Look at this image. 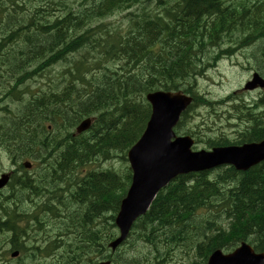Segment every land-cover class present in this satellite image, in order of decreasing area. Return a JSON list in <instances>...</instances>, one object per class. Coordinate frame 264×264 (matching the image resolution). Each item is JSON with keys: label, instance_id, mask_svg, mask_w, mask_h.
<instances>
[{"label": "trees", "instance_id": "trees-1", "mask_svg": "<svg viewBox=\"0 0 264 264\" xmlns=\"http://www.w3.org/2000/svg\"><path fill=\"white\" fill-rule=\"evenodd\" d=\"M118 15L124 23L110 22ZM257 40L264 67V0H0V145L14 162L40 163V181L21 177L20 185L47 193L46 236L43 223L58 213L57 264H192V255L205 262L215 249L232 251L242 241L264 252V162L246 172L179 176L115 252L108 246L131 184L127 153L151 116L148 93L190 95L175 133L206 149L264 140V98L261 115L234 106L252 121L241 139L208 135L207 122L202 140L205 118L194 120L197 108L220 104L199 96V77ZM87 118H94L91 129L74 136ZM114 159L125 163L121 170L87 169ZM11 219L0 225L13 233L3 260L27 250L16 243L20 228ZM5 232L0 241L9 239ZM63 238L72 243L64 246Z\"/></svg>", "mask_w": 264, "mask_h": 264}, {"label": "water", "instance_id": "water-1", "mask_svg": "<svg viewBox=\"0 0 264 264\" xmlns=\"http://www.w3.org/2000/svg\"><path fill=\"white\" fill-rule=\"evenodd\" d=\"M258 85L263 87L264 80L255 74L246 89L253 90ZM147 100L152 106V114L141 138L128 152L133 176L116 217L120 234L110 244L113 250L126 240L134 222L148 211L157 194L179 175L226 165L246 172L264 161V141L193 152V139L190 136L177 137L174 132L192 99L182 93L157 91L148 94ZM91 124V119L84 120L77 127V134L87 131ZM25 166L29 168L30 164L25 163ZM8 182L9 175H3L0 190ZM16 255L18 253L13 256ZM208 264H264V253L258 254L244 243L229 255L214 252Z\"/></svg>", "mask_w": 264, "mask_h": 264}, {"label": "rangeland", "instance_id": "rangeland-1", "mask_svg": "<svg viewBox=\"0 0 264 264\" xmlns=\"http://www.w3.org/2000/svg\"><path fill=\"white\" fill-rule=\"evenodd\" d=\"M124 15H118L114 19H110V22L114 23H124V19H122ZM262 42L258 41V47H261ZM247 54H251V49H246L239 51L234 57L227 58L217 65V68L209 71L207 76L199 79L198 87L199 89L207 95V97L213 101H225L223 104L218 106H210L208 109L206 108H198V113L194 114V120L199 122L202 118V123L204 125L205 132H207L208 128L205 123L208 122L209 130H213V133L219 134L224 132L227 136L233 138L235 131L242 130L240 126H243L240 120L237 119H228L229 115L237 118L239 114H237L236 110L233 108L235 102H231L226 100L232 94H237V98H243L246 104L248 101H252V99L257 97V94L247 95V92L242 91V88L247 80L251 78V69L254 66V61L250 60ZM251 62V64L248 63ZM57 72L62 71L61 68L56 69ZM238 105V104H236ZM221 106V107H220ZM215 119V124L212 125V120ZM206 121V122H205ZM201 121L198 123L200 124ZM233 125H237V128H233ZM212 127V129H211ZM123 164H125L120 159H114L112 161H107L101 163L102 167H112L116 171L122 169ZM13 164L10 161L9 157H3V152L0 150V172L2 170L9 171L12 168ZM95 167L97 165H94ZM21 169V162L17 164V169L11 171V173H16ZM16 186L9 188L6 192L9 193H17V195L21 192V178L16 180ZM12 189V190H11ZM6 201L3 197H0V206L6 207L3 202ZM2 215V216H1ZM1 221L4 217L3 212L0 210ZM44 224V223H43ZM2 233H0L1 235ZM21 238V233L19 235V239ZM193 261L196 262L198 260L195 256L192 257Z\"/></svg>", "mask_w": 264, "mask_h": 264}, {"label": "flooded vegetation", "instance_id": "flooded-vegetation-1", "mask_svg": "<svg viewBox=\"0 0 264 264\" xmlns=\"http://www.w3.org/2000/svg\"><path fill=\"white\" fill-rule=\"evenodd\" d=\"M39 172V170H36L35 164L33 163V166L29 170H21V177L24 179L29 176L32 180L40 181V175L35 174ZM24 187H21V193L17 195V193H9V192H1L0 197H3L6 201L3 202L4 205H6L5 208H7L9 211L15 209L17 212H19V216L17 219V222L19 225H21V238L18 241V244L24 245L25 247H28V252L32 253L35 251L37 253L36 255V264H56L57 262V214H55L51 218V223L48 225L47 223H44L45 228H49V236H46L48 234V230L46 229V232L43 233L40 231V224H42L41 215L44 211L47 213V207L42 206L43 200L45 198L46 192H40V191H34V192H26L23 190ZM42 206V207H41ZM65 208H61L57 211H64ZM6 213L0 221V223L5 226L9 222H11V218ZM35 215H37L35 217ZM49 238V239H48ZM68 238V237H65ZM13 239H10V241H6V243L2 245H9L11 246L13 244ZM52 242H55L52 244ZM62 244L68 245L72 243V240L70 239H64L62 241ZM1 245V246H2ZM0 246V248H2ZM34 248V249H31ZM1 256V255H0ZM0 264H2V259L0 257Z\"/></svg>", "mask_w": 264, "mask_h": 264}, {"label": "bare ground", "instance_id": "bare-ground-1", "mask_svg": "<svg viewBox=\"0 0 264 264\" xmlns=\"http://www.w3.org/2000/svg\"><path fill=\"white\" fill-rule=\"evenodd\" d=\"M14 54V53H13ZM8 55V54H7ZM6 55V56H7ZM20 57V56H19ZM15 58V57H14ZM13 68V67H12ZM104 71V70H103ZM11 80V79H10ZM16 81V80H15ZM84 83V82H83ZM21 84V83H20ZM20 84H19V86H20ZM159 92H166V91H159ZM14 93V92H13ZM2 96V95H1ZM7 97V96H6ZM4 100H5V98H4ZM9 100H11L10 98H9ZM12 101V100H11ZM2 102V101H1ZM3 103V102H2ZM2 103H0V104H2ZM7 103H8V101H7ZM9 103H10V101H9ZM5 104V103H4ZM12 106V105H11ZM5 107H3V108H1L0 109V111L1 112H5L3 109H4ZM7 109V108H6ZM0 112V113H1ZM3 115H5V114H3ZM10 116V115H9ZM7 118H8V115L6 114L3 118H2V120H1V122L2 123H6L8 120H7ZM12 118V117H11ZM18 120V119H17ZM180 122V121H179ZM179 122H178V124H179ZM7 124V123H6ZM11 124V123H10ZM20 124H21V122H20ZM178 124H177V126H178ZM6 127V126H5ZM9 129V128H8ZM2 129H0V131H1ZM4 130H7V129H4ZM20 142V141H19ZM12 190V189H11ZM15 193V192H14ZM21 193V192H20ZM2 216V215H1ZM5 233H7V235H8V238L9 239H3V241H0V243H6V241H10V239H12V236H13V233H10V232H5ZM6 240V241H5ZM18 241H19V239H17V241H16V243L18 244Z\"/></svg>", "mask_w": 264, "mask_h": 264}]
</instances>
